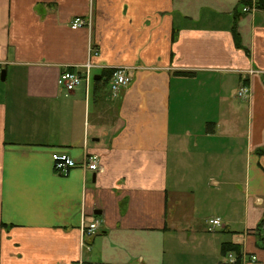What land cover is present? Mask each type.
Wrapping results in <instances>:
<instances>
[{"label": "crops", "instance_id": "obj_1", "mask_svg": "<svg viewBox=\"0 0 264 264\" xmlns=\"http://www.w3.org/2000/svg\"><path fill=\"white\" fill-rule=\"evenodd\" d=\"M258 2L0 0V264H264ZM89 59L87 91L57 87ZM54 152L100 170L58 176Z\"/></svg>", "mask_w": 264, "mask_h": 264}, {"label": "built area", "instance_id": "obj_2", "mask_svg": "<svg viewBox=\"0 0 264 264\" xmlns=\"http://www.w3.org/2000/svg\"><path fill=\"white\" fill-rule=\"evenodd\" d=\"M255 10V7L252 8H243V13H249L250 11ZM84 19L75 18L71 23V30H78L86 26ZM90 59L98 56L96 50H90L89 52ZM83 66L82 70L77 69H65L61 72L56 80V85L58 88L64 90L67 93L73 92L76 88L84 86L86 91L88 90L90 80H91V71L94 68V65L91 63V60ZM252 74L253 72H249ZM131 80L122 70L114 71L109 83V91L112 95L117 94L122 88H125L130 84ZM238 98L242 100H249L250 98V88L246 85L241 86L237 92ZM52 167L56 175L65 177L68 173L76 168H79L84 171L98 173L99 172V157L96 155H90L85 158V161L81 164L76 163L70 156L66 153H57L54 152L51 154ZM99 223L93 221L87 226H82V233L84 236L91 237L94 236ZM217 228H220V221L218 219H212L208 222L207 231L213 233ZM260 231L264 234V222L260 225ZM245 257L241 255V264H244ZM236 261L234 254L230 253L226 257V262L228 264H233ZM256 261L255 257H250L247 263H252ZM246 263V262H245Z\"/></svg>", "mask_w": 264, "mask_h": 264}, {"label": "trees", "instance_id": "obj_3", "mask_svg": "<svg viewBox=\"0 0 264 264\" xmlns=\"http://www.w3.org/2000/svg\"><path fill=\"white\" fill-rule=\"evenodd\" d=\"M258 6L261 8H264V0H259ZM232 34H233V40H234L235 46L237 48H240V41H239L238 34L235 31V28L233 29ZM112 74H113V72H109L108 77L111 78ZM230 253L234 254L236 257V261L233 264H241V255H240V251H239L238 246L232 245V244L225 245V247L223 249V257L226 258L228 256V254H230ZM225 264H228V263H225Z\"/></svg>", "mask_w": 264, "mask_h": 264}, {"label": "water", "instance_id": "obj_4", "mask_svg": "<svg viewBox=\"0 0 264 264\" xmlns=\"http://www.w3.org/2000/svg\"><path fill=\"white\" fill-rule=\"evenodd\" d=\"M4 79H5V73H4V71H2V73H1V81H4ZM95 79H98V77H96Z\"/></svg>", "mask_w": 264, "mask_h": 264}, {"label": "rangeland", "instance_id": "obj_5", "mask_svg": "<svg viewBox=\"0 0 264 264\" xmlns=\"http://www.w3.org/2000/svg\"><path fill=\"white\" fill-rule=\"evenodd\" d=\"M208 228V227H207Z\"/></svg>", "mask_w": 264, "mask_h": 264}]
</instances>
